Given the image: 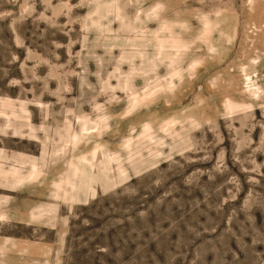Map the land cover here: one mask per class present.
Returning <instances> with one entry per match:
<instances>
[{
    "label": "rangeland",
    "instance_id": "rangeland-1",
    "mask_svg": "<svg viewBox=\"0 0 264 264\" xmlns=\"http://www.w3.org/2000/svg\"><path fill=\"white\" fill-rule=\"evenodd\" d=\"M0 264H264V0H0Z\"/></svg>",
    "mask_w": 264,
    "mask_h": 264
}]
</instances>
